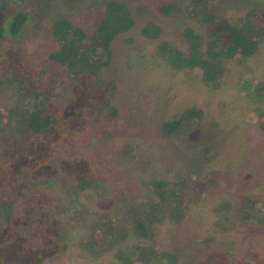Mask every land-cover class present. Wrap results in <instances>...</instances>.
<instances>
[{
  "label": "rangeland",
  "instance_id": "obj_1",
  "mask_svg": "<svg viewBox=\"0 0 264 264\" xmlns=\"http://www.w3.org/2000/svg\"><path fill=\"white\" fill-rule=\"evenodd\" d=\"M105 1L0 0L8 28L17 12L29 15L22 33L6 35L0 66L8 55L36 81L32 82L36 88L53 89L67 77V71L46 60L55 45L51 20L73 14L79 23L93 26ZM128 1L138 16L161 22L165 38L185 50V27L192 26L209 36L207 26L185 12L161 13L157 4L168 0ZM172 1L175 7L188 2ZM210 4L222 18L237 19L251 12V21L264 27V0H210ZM41 18L39 31L32 30ZM128 35L134 38L132 43L125 40ZM126 36L113 43L118 85L111 98L94 76L88 78L84 89L66 83L63 86L60 101L65 104L74 98L78 110L91 123L81 134H72L73 147L88 159L100 180L82 192L80 203L75 205L62 179L35 185L50 197L44 204L50 215L46 224L66 228L65 237L59 239L62 247L39 264H103L109 256L94 258L79 247V241L104 212L109 213L110 223L115 221L127 230L121 246L175 252L186 264H217L229 253L245 264L250 262L244 254L248 244L242 232L233 226L228 231L218 227L214 207L224 198L239 200L247 194L264 200V131L248 118L253 106L242 87L248 78L257 80L256 73L264 78V37L254 57L243 62L229 60L222 86L212 88L202 82L199 69H176L155 57V42L142 37L137 29ZM16 97L11 89H0V109ZM108 102L116 114L104 109ZM193 106L201 109L199 117L189 116L179 131H166V122L178 119L177 112ZM210 171H216L218 178L214 186L201 193L196 179L199 184L206 183ZM154 177L188 178L192 208L180 225L167 221V214L156 205L148 188ZM139 219L148 224V234L136 230ZM255 241L264 249V234Z\"/></svg>",
  "mask_w": 264,
  "mask_h": 264
},
{
  "label": "trees",
  "instance_id": "obj_2",
  "mask_svg": "<svg viewBox=\"0 0 264 264\" xmlns=\"http://www.w3.org/2000/svg\"><path fill=\"white\" fill-rule=\"evenodd\" d=\"M157 9L167 15L185 12L207 26L209 36L206 38L192 26L185 27L183 35L188 42L185 50L165 38L161 22L138 16L128 0H106L93 26L79 23L73 14H61L51 20L49 28L55 45L47 52L46 60L67 71V77L53 89L36 88L32 83L36 81L26 70L4 55L0 89H11L17 97L0 109V264H39L41 259L54 255L62 247L59 239L65 237L66 228L46 224L50 215L44 204L50 197L35 185L58 177L65 183L71 204L75 205L80 203L81 193L94 188L100 180L88 159L73 147L72 134H81L91 123L78 110L74 98L65 104L60 101L65 83L84 89L88 78L94 76L111 98L118 85L113 43L137 29L142 37L155 42V57L176 69H199L206 86L219 88L225 79L227 62H243L254 57L264 37V27L251 21V12L237 19L222 18L213 10L210 0H188L177 7L168 0L158 3ZM6 18V11L0 6V49L5 47L9 32L12 35L23 32L29 15L17 12L9 28ZM42 21L43 18L36 22L32 30L38 32ZM125 40L132 43L134 38L128 35ZM255 77V81L245 80L242 87L253 106L247 116L264 131V78H259L257 73ZM105 106V110L116 114L111 103ZM200 112L201 109L194 106L177 112L178 119L165 123L166 131H179L189 116L199 117ZM210 175L206 183L199 184L196 179L201 193L214 186L218 178L216 171H210ZM188 183L187 177H154L148 182L156 205L174 226L180 225L192 208ZM75 211L79 212L77 208ZM214 212L216 224L222 230L228 231L233 226L242 232L248 244L244 254L251 260H246V264H264V249L255 241L264 234V200L251 194L239 200L224 198L214 207ZM108 217L109 213L104 212L80 239L79 247L86 254L94 258L109 256L103 264L185 263H181L175 252L121 246L127 230L115 221L110 223ZM135 227L140 234L150 231L144 219L137 220ZM221 259L217 264H245L233 253Z\"/></svg>",
  "mask_w": 264,
  "mask_h": 264
}]
</instances>
